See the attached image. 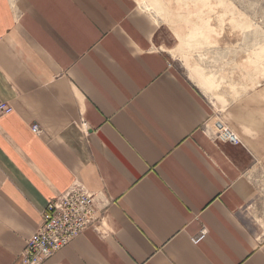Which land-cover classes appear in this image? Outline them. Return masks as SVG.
Masks as SVG:
<instances>
[{"label":"crops","instance_id":"obj_1","mask_svg":"<svg viewBox=\"0 0 264 264\" xmlns=\"http://www.w3.org/2000/svg\"><path fill=\"white\" fill-rule=\"evenodd\" d=\"M11 5L0 0V102L14 108L0 117V264H19L44 207L75 183L95 192L102 222L42 264H264L247 221L264 83L238 77L234 93L190 67L210 98L136 0ZM217 118L241 144L207 134Z\"/></svg>","mask_w":264,"mask_h":264},{"label":"rangeland","instance_id":"obj_2","mask_svg":"<svg viewBox=\"0 0 264 264\" xmlns=\"http://www.w3.org/2000/svg\"><path fill=\"white\" fill-rule=\"evenodd\" d=\"M11 1L16 12L18 0ZM136 2L163 30L169 42V47L164 49L170 51L173 61L210 98L214 89H204L198 83L196 77L202 83L199 67L208 74H214L219 86L232 89L234 93L236 89L233 90L232 84L238 77L243 82L246 75H252V78H247L252 87L264 83V0ZM201 23L210 27L209 36ZM186 26L184 32L178 30ZM254 173L258 174L254 175L258 179L259 194L247 214V221L251 229L264 237V155L260 157Z\"/></svg>","mask_w":264,"mask_h":264},{"label":"built area","instance_id":"obj_3","mask_svg":"<svg viewBox=\"0 0 264 264\" xmlns=\"http://www.w3.org/2000/svg\"><path fill=\"white\" fill-rule=\"evenodd\" d=\"M13 112L14 108L10 103L0 102V117ZM204 129L213 140L241 144L240 137L220 118ZM32 131L39 134L40 127L33 125ZM101 213L95 192L81 183L73 184L68 191L54 197L44 207L41 224L36 233L26 241L19 264H42L85 230L96 228L102 222ZM206 235L207 231L203 230L194 239V243H200Z\"/></svg>","mask_w":264,"mask_h":264},{"label":"bare ground","instance_id":"obj_4","mask_svg":"<svg viewBox=\"0 0 264 264\" xmlns=\"http://www.w3.org/2000/svg\"><path fill=\"white\" fill-rule=\"evenodd\" d=\"M171 8V7H170ZM172 19V18H171ZM201 26H202V29H203V31L209 36L210 35V33H211V30L209 29L208 30V28H210V27H208L206 24H200ZM187 29V26L186 27H179V31L180 32H184L185 30ZM181 35V34H180Z\"/></svg>","mask_w":264,"mask_h":264}]
</instances>
